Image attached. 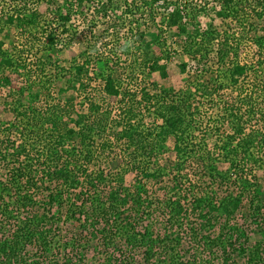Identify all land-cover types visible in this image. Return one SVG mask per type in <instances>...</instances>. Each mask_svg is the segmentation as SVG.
I'll list each match as a JSON object with an SVG mask.
<instances>
[{
  "label": "trees",
  "instance_id": "obj_1",
  "mask_svg": "<svg viewBox=\"0 0 264 264\" xmlns=\"http://www.w3.org/2000/svg\"><path fill=\"white\" fill-rule=\"evenodd\" d=\"M113 1L0 0V88L30 77L0 120V264H264V0ZM60 42L82 49L44 79ZM175 52L184 88L149 81Z\"/></svg>",
  "mask_w": 264,
  "mask_h": 264
},
{
  "label": "rangeland",
  "instance_id": "obj_2",
  "mask_svg": "<svg viewBox=\"0 0 264 264\" xmlns=\"http://www.w3.org/2000/svg\"><path fill=\"white\" fill-rule=\"evenodd\" d=\"M124 3L123 0H115L113 1V4L110 5L111 8H114L115 10L120 11V9L124 8ZM41 10L45 9V5H41L40 7ZM75 24H77V21H73ZM78 25V24H77ZM16 36H19V31L17 29V27L15 26H9V27H5L3 29H0V40L3 41V49L6 52H12V50L14 49L13 44L15 42V40H17ZM61 38H64L63 35L61 36ZM120 40H123L120 39ZM117 39V37H113L112 40H108L106 41V43L104 44L105 48L107 51L110 52H114L117 51L119 46L121 45V41ZM20 44V42H17ZM167 43L173 45L171 47V50L174 49H179L178 45H176V38L175 37H168L167 39ZM82 48L79 46H76L75 44H71L70 46H62L61 42L57 43V45L50 49V50H46L43 52H40L38 55H40L42 58H45L46 56H51L52 57V64H51V69H48L46 74L41 75V77H43L44 79L49 78V76H51L50 78H52L54 75V73L58 72L60 67H63V69L61 71H59L58 75H63L61 72L64 71V69L66 67H68L72 62V58L76 57L79 54V51ZM15 50V49H14ZM180 52H175L172 53V60L168 62L167 64V77L166 78H162L160 77L159 73L157 71L155 72H151V74L149 75V81L158 84L159 86H163V87H170L172 89L178 90V89H182L184 88V86L186 85L185 83V74L182 73L178 67V63L181 61V55H179ZM24 63H26L27 66H30L31 69L34 71L35 69V58L33 54H29L28 57H26L24 59ZM55 68V70H54ZM66 70V69H65ZM121 74V76L124 78H126V80L128 81L126 72L124 70H121V72H119ZM118 71L114 72V75L119 74ZM8 77L10 80L9 86L8 87H2L0 88V120L2 121H11L14 118L13 113L8 110L6 111L4 109V103L6 102V96L7 98L10 100V98L12 99H17L18 97H21V94L18 93V91L20 90V88L28 85V76L26 74H18V73H12V72H8ZM37 75V74H35ZM38 76V75H37ZM34 78V75H32V78ZM35 79V78H34ZM53 83L56 87V95L57 98H60L62 100H66L69 98V96H71V92L70 91H66V84H65V79L64 78H60L58 76L57 80L53 79ZM130 83V82H129ZM138 86V83H131V87L135 88ZM28 91V90H27ZM100 95V94H98ZM104 97V96H103ZM119 98L115 97V96H107L104 98V102L101 101V106H105L104 103L106 102H117ZM99 100V99H98ZM41 102H38L37 104L39 106H41L42 104ZM114 110L116 108H113ZM113 109H111V111H113ZM144 121H151L152 120V116L148 113V112H144ZM109 127V126H108ZM133 181V173H128L126 178H125V182L127 184H131ZM31 251V250H30ZM33 251V250H32ZM32 251L30 253H32ZM52 264H61L60 262H54Z\"/></svg>",
  "mask_w": 264,
  "mask_h": 264
}]
</instances>
